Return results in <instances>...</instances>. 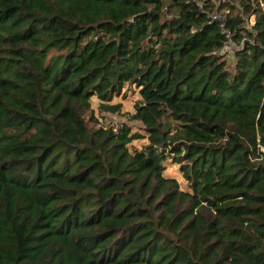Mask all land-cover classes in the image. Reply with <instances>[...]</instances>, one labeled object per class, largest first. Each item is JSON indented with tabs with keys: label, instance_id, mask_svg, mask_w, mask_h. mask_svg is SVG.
Instances as JSON below:
<instances>
[{
	"label": "trees",
	"instance_id": "trees-1",
	"mask_svg": "<svg viewBox=\"0 0 264 264\" xmlns=\"http://www.w3.org/2000/svg\"><path fill=\"white\" fill-rule=\"evenodd\" d=\"M227 1L0 0V264H264V0ZM125 85L139 149L83 117Z\"/></svg>",
	"mask_w": 264,
	"mask_h": 264
},
{
	"label": "rangeland",
	"instance_id": "rangeland-1",
	"mask_svg": "<svg viewBox=\"0 0 264 264\" xmlns=\"http://www.w3.org/2000/svg\"><path fill=\"white\" fill-rule=\"evenodd\" d=\"M202 1V0H201ZM226 2V1H224ZM228 3L233 5V11H230V14H235L236 12H239L238 5L235 1H227ZM213 10L216 11L215 16L217 18H222L225 14H227L226 10L227 8H218V2L216 1L213 3ZM248 24L252 23L253 18L252 17H244ZM223 51L227 53V55L230 54L231 46L227 45L223 48ZM138 94L137 89L133 86L125 85L123 89L121 90L120 94L118 96H113L110 100V104L113 103H119L120 108L117 112H106L102 111L99 112L97 105L99 103V100L95 98L94 96L90 97V108L92 110V116H89V113H84L83 117L87 122V125L89 127H94L97 125H106V126H120L125 125L129 126L131 129V132H136L138 134H142V138L133 139L128 143L127 147L129 150L132 149H139L143 145L147 143L146 135L141 129V125L139 122L134 121L129 118L130 114L133 112V105L138 100ZM164 170H163V176L172 177L176 179L179 182L181 189H186L185 181L182 179L180 172L178 171V167L175 164L170 163L169 160H165L163 162Z\"/></svg>",
	"mask_w": 264,
	"mask_h": 264
},
{
	"label": "built area",
	"instance_id": "built-area-1",
	"mask_svg": "<svg viewBox=\"0 0 264 264\" xmlns=\"http://www.w3.org/2000/svg\"><path fill=\"white\" fill-rule=\"evenodd\" d=\"M117 128L116 126H113V129Z\"/></svg>",
	"mask_w": 264,
	"mask_h": 264
}]
</instances>
